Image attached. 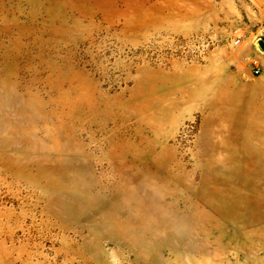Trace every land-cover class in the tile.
Instances as JSON below:
<instances>
[{
  "label": "rangeland",
  "instance_id": "rangeland-1",
  "mask_svg": "<svg viewBox=\"0 0 264 264\" xmlns=\"http://www.w3.org/2000/svg\"><path fill=\"white\" fill-rule=\"evenodd\" d=\"M261 39L264 0H0V264H264Z\"/></svg>",
  "mask_w": 264,
  "mask_h": 264
},
{
  "label": "built area",
  "instance_id": "built-area-1",
  "mask_svg": "<svg viewBox=\"0 0 264 264\" xmlns=\"http://www.w3.org/2000/svg\"><path fill=\"white\" fill-rule=\"evenodd\" d=\"M239 40H240L239 38H236L234 43L237 44L239 42ZM249 62L251 64V66H252L253 72L258 74L259 70H260V62H259L258 58H254L253 57V58L250 59Z\"/></svg>",
  "mask_w": 264,
  "mask_h": 264
},
{
  "label": "water",
  "instance_id": "water-1",
  "mask_svg": "<svg viewBox=\"0 0 264 264\" xmlns=\"http://www.w3.org/2000/svg\"><path fill=\"white\" fill-rule=\"evenodd\" d=\"M258 44H259L260 48L264 49V40H262V39L259 40Z\"/></svg>",
  "mask_w": 264,
  "mask_h": 264
}]
</instances>
